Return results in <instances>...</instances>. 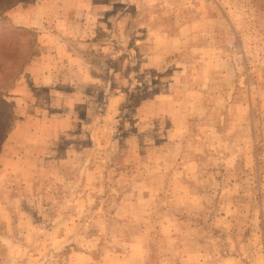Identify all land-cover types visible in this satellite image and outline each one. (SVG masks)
Returning a JSON list of instances; mask_svg holds the SVG:
<instances>
[{"label":"rangeland","instance_id":"1","mask_svg":"<svg viewBox=\"0 0 264 264\" xmlns=\"http://www.w3.org/2000/svg\"><path fill=\"white\" fill-rule=\"evenodd\" d=\"M52 1L12 56L51 81L2 67L0 264H264V0Z\"/></svg>","mask_w":264,"mask_h":264},{"label":"crops","instance_id":"2","mask_svg":"<svg viewBox=\"0 0 264 264\" xmlns=\"http://www.w3.org/2000/svg\"><path fill=\"white\" fill-rule=\"evenodd\" d=\"M61 3L63 4V2H61ZM16 9H18V8H15V9L13 8L6 13L7 19L9 18L10 15H12L14 10H16ZM56 9L61 10L62 8L59 7L57 3H54L52 0H44V1L40 0V4L37 3L32 9H30V12H32V15H33L31 17V19H28L25 17V18H22L21 20H18L17 24H15V23H13V24L20 26V27H23V28H26L28 30L33 29V31H35L37 33V38H36L37 45L39 44V48H41L40 46H43L44 38L45 37L47 38V36L45 35V32H43L44 30L42 29V28H44V24H43V23H45L44 19L51 18V16L47 15L46 13L49 11L55 12ZM47 32H49V31H47ZM53 35H54V37H52V38H53V43L55 45L58 44V42H63L61 37L57 34V32L53 33ZM65 45L62 44L63 50L61 49L60 53H64V52L67 53L68 52L67 54L69 55L70 51H71L72 52L71 56H73L75 58L77 57L78 60L80 57L82 58V53L76 49L71 50V49H69V47H67L66 50H64ZM47 52H48V50L40 51L39 55L34 57L35 60L34 59L31 60L29 63H27L24 66L19 79H17V81H15L14 87H13V89H11L12 90L11 95L14 96L13 100L11 99L12 102L16 103V102H19L21 100L18 95L21 94L22 87L24 89V85H23L24 83H35L37 85V87H40V86H42V83L45 81V79H49L47 83H49L51 81L50 78L53 77V74L50 73L49 71H47V68L49 67L48 62H47L49 55L45 56V53H47ZM5 98H6V101L11 106L12 115L15 116V112L17 111V109H18L17 107H19V105L15 104V107H14L13 104L10 102L9 95H7V97H5Z\"/></svg>","mask_w":264,"mask_h":264},{"label":"trees","instance_id":"3","mask_svg":"<svg viewBox=\"0 0 264 264\" xmlns=\"http://www.w3.org/2000/svg\"><path fill=\"white\" fill-rule=\"evenodd\" d=\"M16 3L18 4L19 0H0V39L2 41L5 40L10 42L9 47L6 51H2V48L0 49V75L3 76H0V150L2 148V144L6 139V135L12 119L11 106L6 101L4 93L7 92L8 89L12 86V84L9 85V78H14L15 76L17 78V76L21 74L24 66L29 62L30 59V57L25 59L21 63L19 69L18 67H15L13 65L15 62L12 56L22 47L19 44V41L22 39L20 37H25L26 35H29L31 33L28 29L13 25L8 21L6 13L13 7H15ZM4 53L9 56H4ZM5 64H8V66L12 67L10 69L13 70V73L9 78L4 79V75H9L7 74V71L2 68L6 67Z\"/></svg>","mask_w":264,"mask_h":264}]
</instances>
